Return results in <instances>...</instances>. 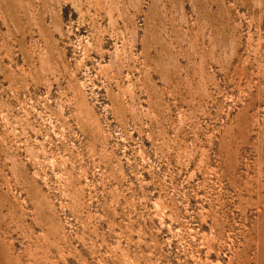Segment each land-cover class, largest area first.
I'll return each mask as SVG.
<instances>
[{
	"label": "rangeland",
	"instance_id": "1",
	"mask_svg": "<svg viewBox=\"0 0 264 264\" xmlns=\"http://www.w3.org/2000/svg\"><path fill=\"white\" fill-rule=\"evenodd\" d=\"M0 264H264V0H0Z\"/></svg>",
	"mask_w": 264,
	"mask_h": 264
}]
</instances>
